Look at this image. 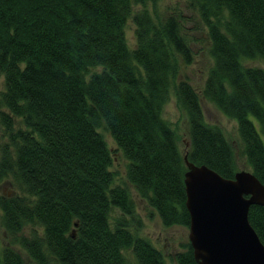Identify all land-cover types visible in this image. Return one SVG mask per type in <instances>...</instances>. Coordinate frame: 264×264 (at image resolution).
Listing matches in <instances>:
<instances>
[{
    "label": "trees",
    "instance_id": "1",
    "mask_svg": "<svg viewBox=\"0 0 264 264\" xmlns=\"http://www.w3.org/2000/svg\"><path fill=\"white\" fill-rule=\"evenodd\" d=\"M147 1L0 0V183L10 177L17 187L0 193L10 237L0 264H132L128 252L136 264H170L132 227L135 201L115 182L101 124L128 161L127 180L166 226L189 224L185 153L224 177L238 169L199 93L177 80L181 61L193 58L179 16L133 9ZM186 1L207 27L213 57L202 95L236 120L240 153L264 184V67L243 63L264 60V0ZM172 91L187 115L185 149L162 114ZM113 208L121 213L112 219ZM248 219L264 243V205L251 204ZM173 258L197 264L189 241Z\"/></svg>",
    "mask_w": 264,
    "mask_h": 264
},
{
    "label": "rangeland",
    "instance_id": "2",
    "mask_svg": "<svg viewBox=\"0 0 264 264\" xmlns=\"http://www.w3.org/2000/svg\"><path fill=\"white\" fill-rule=\"evenodd\" d=\"M143 8H147L155 20L162 19L170 14L179 16L181 32L192 48L193 58L188 63L181 61L179 64L177 80L186 79L196 89L200 96L205 119L210 123L219 125L235 147L238 169H249L246 158L240 153V138L236 120L225 115L213 102L209 101L202 95L201 90L203 82L209 67L213 63V57L209 49L210 41L207 34V27L202 22L199 13L189 6L186 0H149L144 5L135 4L133 6L134 10H141ZM125 35L128 44L131 47H134L136 44L135 24L131 18L127 19L125 25ZM243 63L246 65H259L264 67V60L261 58H245ZM94 69H99V67L95 66L92 70ZM3 80V74L0 72V89L4 87ZM162 114L170 122L171 127L174 129L181 148L185 149L189 143L187 115L186 112L178 105L173 91L169 99L163 105ZM255 123L256 126L259 127L258 122L255 121ZM98 129L102 132L104 138L106 139L113 156L110 169L114 172L115 182L126 184L134 198L135 218L133 219L134 221L132 227H136L138 234L148 237L154 245L161 249L166 260L170 264H176L173 258L174 253L184 249V244L189 241L188 225L172 224L166 226L161 222L157 211L138 194L135 187L127 180L126 166L128 161L120 151L110 131L104 124H101ZM261 136L264 142V134H261ZM3 139V130L0 129V143ZM16 192L17 187L14 186L10 177L4 178L1 181V194L11 195ZM120 213L121 212L118 208H113L111 210L112 219ZM29 230V226L23 228L24 233H28ZM9 241L10 237L7 235L1 223L0 209V246L10 243ZM12 244L15 247L18 246L16 243ZM127 256L130 261H132V264H136V260L130 252L127 253ZM28 263L36 264L29 259Z\"/></svg>",
    "mask_w": 264,
    "mask_h": 264
},
{
    "label": "water",
    "instance_id": "3",
    "mask_svg": "<svg viewBox=\"0 0 264 264\" xmlns=\"http://www.w3.org/2000/svg\"><path fill=\"white\" fill-rule=\"evenodd\" d=\"M183 159L188 239L197 264H264V243L248 219L251 204L264 205V184L249 169L224 177L186 153Z\"/></svg>",
    "mask_w": 264,
    "mask_h": 264
}]
</instances>
